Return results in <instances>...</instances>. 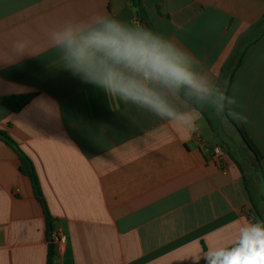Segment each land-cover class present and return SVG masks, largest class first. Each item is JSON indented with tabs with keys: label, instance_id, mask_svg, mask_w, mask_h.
<instances>
[{
	"label": "crops",
	"instance_id": "obj_1",
	"mask_svg": "<svg viewBox=\"0 0 264 264\" xmlns=\"http://www.w3.org/2000/svg\"><path fill=\"white\" fill-rule=\"evenodd\" d=\"M142 2L147 22L131 0H0V264H48L57 227L66 245L52 264H194L264 222V0ZM95 15L163 35L224 89L232 74L259 155L229 118L198 109L189 134L59 65L47 32ZM16 39L34 55L13 58ZM28 93L17 111L3 104ZM5 137L31 160L52 230Z\"/></svg>",
	"mask_w": 264,
	"mask_h": 264
},
{
	"label": "clouds",
	"instance_id": "obj_2",
	"mask_svg": "<svg viewBox=\"0 0 264 264\" xmlns=\"http://www.w3.org/2000/svg\"><path fill=\"white\" fill-rule=\"evenodd\" d=\"M60 64L83 82L123 104L189 131L199 130L198 109L221 119L247 123L234 96L198 70L197 62L163 35L139 24L95 15L68 21L47 32ZM13 58L34 55L30 41L12 43ZM264 264V222L239 226L233 243L209 246L193 257L194 264Z\"/></svg>",
	"mask_w": 264,
	"mask_h": 264
},
{
	"label": "trees",
	"instance_id": "obj_3",
	"mask_svg": "<svg viewBox=\"0 0 264 264\" xmlns=\"http://www.w3.org/2000/svg\"><path fill=\"white\" fill-rule=\"evenodd\" d=\"M131 4L135 8V11L138 14V16L140 17V19L147 22L146 21L147 11H146V8H145L142 0H131ZM231 78H232V74L229 76L228 82L226 84V88H225L226 93L228 92V89L230 87ZM31 97H32V93L10 95V96H7L3 99V104L6 107H8L9 109H11L13 111H17V110L21 109L31 99ZM229 120L235 126V128L237 129V131L241 135L242 139L244 140V142L248 146V148L253 153H255L257 155L258 154L257 148L254 145V143L252 142V140L249 138L244 127L240 123H237V122L231 120L230 118H229ZM5 140L12 147V149L15 151V153L18 155L19 162H20V165H19L20 171L29 177V179L32 183L34 193L37 196L38 201L41 204L46 224L51 229L52 226H51V219L49 216V211H48L45 200L41 196L38 178H37V175L35 173L34 166L31 162V160L23 154V152L17 147V145L10 138L5 137ZM55 255H56L55 246L52 242H50L49 248H48V264L53 263L52 259L54 258Z\"/></svg>",
	"mask_w": 264,
	"mask_h": 264
},
{
	"label": "built area",
	"instance_id": "obj_4",
	"mask_svg": "<svg viewBox=\"0 0 264 264\" xmlns=\"http://www.w3.org/2000/svg\"><path fill=\"white\" fill-rule=\"evenodd\" d=\"M220 154V147L218 145L213 147V156L217 157ZM247 217L251 219L253 217L252 214H248ZM51 242L55 246L56 251H62L64 246L66 245V237L60 230V228H54L50 233Z\"/></svg>",
	"mask_w": 264,
	"mask_h": 264
}]
</instances>
